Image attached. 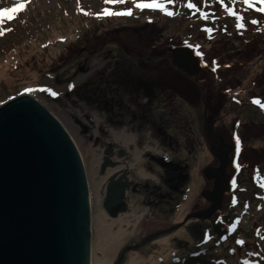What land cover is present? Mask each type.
Masks as SVG:
<instances>
[{"label":"rangeland","instance_id":"rangeland-1","mask_svg":"<svg viewBox=\"0 0 264 264\" xmlns=\"http://www.w3.org/2000/svg\"><path fill=\"white\" fill-rule=\"evenodd\" d=\"M159 2L164 4L163 10H141L134 0L116 4L105 0H30L23 11L7 13L0 24L2 28L11 24V31L0 35V104L17 95L21 87L36 85L31 95L54 112L68 130L82 157L91 191L93 252L96 258L103 255L104 261H109L126 243L135 247L127 254L134 251L148 256L157 248L158 237L149 241L153 245L150 249L140 247L141 237L179 223L188 213L209 205L201 191L211 189L213 180H207L202 170L219 164L207 139L211 125L225 145L235 143V148L227 151L225 171L237 179L238 188L224 189L221 206L210 217L186 221L182 225L185 235L172 236L173 252L159 264L204 263L187 251L205 240L218 216L217 223L226 225L225 218L231 219L234 228L239 227L242 232L237 231L230 240H220L218 245L203 242L200 249L204 251L200 252L207 251L221 264H264V209L260 210L254 202H244L247 190L264 194V18L256 20L264 13L255 10L264 5L256 0L251 6L243 0ZM15 3L16 0H0V8L15 7ZM188 3L195 7L188 8ZM105 8L110 12L131 9L132 15L107 19L111 15L103 13ZM228 9L232 10L231 15ZM169 11L173 13L170 16L165 14ZM8 16L15 19L9 20ZM252 20L257 23L252 24ZM58 36L64 37L65 42L58 44ZM48 41L54 43L53 47L45 48ZM187 43L195 48L198 60L205 63L194 76L170 65L167 47ZM12 56L19 62L17 67ZM6 69L13 75H8ZM123 82L127 86L140 83L132 90V100L125 95ZM163 91L169 112L159 100ZM117 97L124 99L125 109H129L127 103L134 105L141 131L151 132L150 120L167 121L169 127L163 132L167 137L164 142L154 134L150 136L152 142L145 145L142 139L136 143L138 149H152L150 158L148 152L139 151L140 165L149 179L130 186L133 193L141 194L139 206L145 211L128 225L113 248L106 230L98 224L91 164L92 151L106 136V129L110 138L108 135L105 141L114 151L122 137L135 133H121L115 118L107 116L109 111L103 112L106 104L101 101L115 102ZM108 106L112 107L107 102ZM96 114L103 116L101 121H95ZM94 128L97 134L89 130ZM102 152L106 155L103 149ZM237 155L243 168L239 179L236 175L240 170L235 171L238 163L234 162ZM97 171L101 174L103 168L99 166ZM106 191L107 185L101 201L104 212L111 218L125 213L123 198L118 209L105 208ZM237 198L240 207L250 206L243 208V213L237 205L229 212Z\"/></svg>","mask_w":264,"mask_h":264},{"label":"water","instance_id":"water-1","mask_svg":"<svg viewBox=\"0 0 264 264\" xmlns=\"http://www.w3.org/2000/svg\"><path fill=\"white\" fill-rule=\"evenodd\" d=\"M170 64L188 76L202 65L191 44L170 45ZM209 131L217 136L211 128ZM212 150L218 166H206L203 176L213 180L201 196L209 205L185 215L172 226L141 237L140 245L176 230L190 219L210 217L220 206L222 193L232 185L226 173L227 151ZM80 152L62 122L28 93L0 104V264H88L90 245L89 196ZM108 184L104 206L118 209L122 197L112 200ZM133 247L121 248L127 252ZM121 253L113 264H120Z\"/></svg>","mask_w":264,"mask_h":264},{"label":"bare ground","instance_id":"bare-ground-1","mask_svg":"<svg viewBox=\"0 0 264 264\" xmlns=\"http://www.w3.org/2000/svg\"><path fill=\"white\" fill-rule=\"evenodd\" d=\"M28 94L31 95V93ZM52 113L54 114V112ZM95 116H96L95 118L96 122L101 121V119L103 118L102 115L97 116L96 114ZM89 130L92 134L98 133L97 128H94V130L93 129H89ZM110 133L115 134V132L113 131H111ZM133 135H131V138L129 136H128L129 138H127V136H124L120 140L119 143L124 145V148L130 149L129 152L125 149L126 154H124L121 157L117 156L116 151H112L106 155H103L102 149L105 145L104 141L109 139L110 136L109 138L102 137V141L97 145V149L92 151L93 159L91 164V173H92V184L94 188L93 193L96 197L95 198L96 202H98L96 216L100 227L101 228L103 227V229L106 230L109 246H112L113 248L123 238L128 228V225H131L134 222V220H137L141 216V214L145 211V208L139 206L141 194L133 193L130 190V186L133 183H141L144 180H146V178H148L149 175L147 172L144 171V169L140 165V159L144 149L141 148L138 149V146L136 144ZM112 138H115V136H112ZM139 151L142 154H139ZM99 166L103 168V172L101 174L97 171V168ZM108 184H112L110 186L111 189L113 190L112 200L121 196L126 202V208H127L126 212L118 214L116 218L109 217L108 214L105 213L103 208L101 207L102 196L103 194L105 195L104 193L105 187L107 185V189H108ZM87 186H88L89 215H90V245L88 249V264H113L118 253H121L120 251L121 248L123 246H127V243L123 244L117 250V252H115L113 257L109 259V261H104L103 255H100L99 257L100 259L95 257L93 252V242H92V208L90 201L91 191H90L89 183H87ZM173 235L184 236L185 232L183 227L181 226V228L179 227L174 231L166 233V235L164 234L159 235L158 238L155 239L157 243V248L153 249L152 252L146 257L140 256L137 252L134 251H132L129 254H127V252L125 253L122 252L121 255L123 256V258L120 264H159L161 261H166L173 252V246L171 245V239ZM133 239H137V238L133 237ZM148 243L149 241L143 243L142 245H140V247L143 249L152 248L153 247V245H151L152 243L149 244ZM136 246L137 248H139L138 245ZM127 258L128 260L126 261Z\"/></svg>","mask_w":264,"mask_h":264},{"label":"flooded vegetation","instance_id":"flooded-vegetation-1","mask_svg":"<svg viewBox=\"0 0 264 264\" xmlns=\"http://www.w3.org/2000/svg\"><path fill=\"white\" fill-rule=\"evenodd\" d=\"M200 63L202 65V69H203L205 63L202 60H200ZM123 83L125 84V90H126L125 95L131 97V100H132V98H134V97H132V94H133L132 90L136 89L135 85L140 87V83H136V82L128 83V84H130V86H127V82H123ZM118 84H119V87L121 88L122 87V81H120ZM165 93L166 92L163 91V97H162V99H159V100L162 103L161 105L164 106V109L166 110L168 108L167 110L169 112V106H168V103H167L168 99H165ZM123 94L124 93L121 90L120 91V96H123ZM116 100L117 101L113 102L112 100L108 99L107 102H108L109 105H112V107H109V106L107 107V102L106 101H101V102L106 104V107L103 108V112L104 111H109L107 113V116H113L115 118L116 122H114V123L117 125V127H119L121 133L122 132L128 133V132L133 131L135 133L128 134V136L131 138V135L134 134L133 136H134V139H135L136 143L139 140L143 139L145 145L148 144L149 142H152L153 139H151L150 136L154 135V134L155 135L158 134L159 136H161L162 142H164L167 139V137L163 133L164 130L169 127V125L167 124V121L163 122L162 120H160V122H156L155 123L154 121L150 120V124L148 125V127H150L151 132L149 130L143 132V131L140 130V128H141L140 121L137 119L138 117L134 114V110H135L134 105L132 103H127V107H129V109H125L126 106L123 103L124 99L117 97ZM109 113H113V114H109ZM139 118H141V116ZM213 125H214V121H213ZM137 130H140V131H137ZM105 131L107 132L105 138H107V136L108 135L110 136V134H109L108 129H106ZM209 133L210 134H208L207 139H208V142L210 143V151H212L214 149H217L218 146L220 147L221 145H220L219 140L217 139V136H219V135L217 133H215V132L214 133L217 136L213 135L211 132H209ZM125 136H127V135H125ZM159 141H160V139L158 138V142ZM104 143H105V145L103 147V151L106 152V154L114 151L112 147L108 148V144L106 143V141H104ZM232 144H233V147L235 148V143H232ZM120 149H124L123 152L120 151ZM115 151L117 153V156L119 155L118 157H121L124 154H126V150L124 148V145H122V144L117 145ZM144 152L145 153L148 152L149 153L148 158H150V156L152 154V149L150 150L148 147L144 148L143 153ZM233 166H234V163H233Z\"/></svg>","mask_w":264,"mask_h":264},{"label":"trees","instance_id":"trees-1","mask_svg":"<svg viewBox=\"0 0 264 264\" xmlns=\"http://www.w3.org/2000/svg\"><path fill=\"white\" fill-rule=\"evenodd\" d=\"M84 11H85V13L88 12L87 9L84 10ZM85 13H84V15H85ZM114 16L115 15L108 16L107 19H109L111 17H114ZM259 18H264V17L262 15H259L256 20H258ZM24 21H25V18L21 20V22H24ZM4 29H11V24L8 25ZM7 32L8 31H5V33H7ZM56 41H57L58 44H60L61 42H65V38L64 37H61V36L60 37L58 36V38L56 39ZM44 45H45V48L47 46L53 47L54 43L48 41L47 43L45 42ZM12 53H8V54H12ZM19 56L22 57L21 55H19ZM11 60H14V62H12V63H14V66L17 67L16 65H17V63H19L18 61H16L17 58H15L14 56H12ZM173 68H175V67H173ZM15 70L17 71L16 68H15ZM5 71L9 73L8 75H13V73L12 72L10 73V71L8 69H6ZM36 88H37L36 85H26V86H23V87H21L17 91V93H18L17 95L22 94V93H31L32 91L29 92V91H26V89L33 90V89H36ZM14 96H16V95H13V97ZM238 158H239L238 155L235 156V160H234L235 164L238 163ZM235 164H234V167L236 166ZM242 169L243 168H242L241 164L238 163V166L236 167V170H235V171L240 170V172H238L237 175H236L238 179L241 176L240 173H242L241 172ZM231 179H232V185H231L230 189L231 190H236L238 188L237 187V183H236L237 182V179H235L234 177H231ZM247 193H248L247 194L248 197H246L244 199V202L246 203V205L251 201V202H254L256 204V207H258L260 210L264 209V194L261 195L258 192H255V191L254 192H251V191H248V190H247ZM235 202H237V203L236 204L235 203H232V204L230 203L231 205L228 208L229 209V212H230V210L234 209V206H236V205H237L236 208H239L238 210L240 211V213H243V212L246 211V210L244 211L243 208L250 207V206H244V207L242 206V207H240V198H237V200ZM227 211L228 210L224 211V213H227ZM219 218L220 217L218 216L217 220ZM225 220H226V225L223 224V223H220V222L217 223L216 221L212 222L211 223V229L210 230L209 229L207 230V235L205 236V240L202 241L201 243H198L199 245H196L192 249L188 250L187 251V254L188 255H191V257H193V258L194 257H200L204 261V263H202V264H221L220 262L217 261L216 258H212V256L210 255V253L207 254L206 253L207 251L204 252V253L203 252H200V251H204V249L201 250L200 248H202L203 242H209V244L210 243H213V245H218L222 240H230L234 236V234L237 233V231H241L242 232V230L239 227L237 229L234 228L233 221L231 219L228 220L227 218H225ZM252 229H255V227L252 228ZM241 236L244 238L243 235H241ZM211 237L214 239L212 242L210 241L211 240ZM208 256L210 257L209 258L210 260H207Z\"/></svg>","mask_w":264,"mask_h":264},{"label":"snow or ice","instance_id":"snow-or-ice-1","mask_svg":"<svg viewBox=\"0 0 264 264\" xmlns=\"http://www.w3.org/2000/svg\"><path fill=\"white\" fill-rule=\"evenodd\" d=\"M30 2V0H16V3H15V7H12V8H0V24L3 23L4 21V18H5V15L7 13H11V12H15L17 11V9H19L20 11H23L24 10V7H25V4ZM125 0H105V3H111V4H116V3H124ZM167 2L169 4H171L173 2V0H167ZM253 0H243V3L245 5H249L251 6ZM134 3H135V0H134ZM256 3H259L261 5H264V0H256ZM135 6L137 8H140L141 10L145 9V8H149V9H156V8H159L161 10L164 9V4L159 2V0H150L149 3H135ZM188 8H194L195 5L192 4V3H188L186 5ZM257 12H261V13H264V7H259V8H256L255 9ZM103 13L105 15H116V16H128V15H132V12H131V9L127 10V11H123V12H110L107 8L103 9L102 10ZM229 11V14L231 15L232 14V10L231 9H228ZM87 14V13H85ZM166 15H172L173 13L172 12H166L165 13ZM99 15V14H98ZM9 20H12V19H15L14 16H8L7 17ZM239 19L240 17H237V21L239 22ZM252 24H256L257 21L256 20H252L251 21ZM242 26V25H241ZM5 31H11V29H4L2 27H0V35H3L5 33ZM71 87V86H70ZM26 91H32L31 89H26ZM41 91H49L47 89H41ZM53 95H55V93H52ZM237 151L239 150V140L237 139ZM238 243H241L240 241H237Z\"/></svg>","mask_w":264,"mask_h":264}]
</instances>
